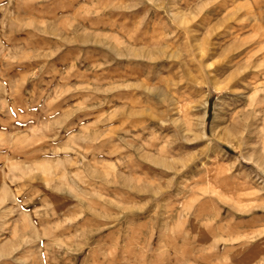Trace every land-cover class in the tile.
<instances>
[{
    "label": "rangeland",
    "instance_id": "rangeland-1",
    "mask_svg": "<svg viewBox=\"0 0 264 264\" xmlns=\"http://www.w3.org/2000/svg\"><path fill=\"white\" fill-rule=\"evenodd\" d=\"M0 264H264V0H0Z\"/></svg>",
    "mask_w": 264,
    "mask_h": 264
}]
</instances>
